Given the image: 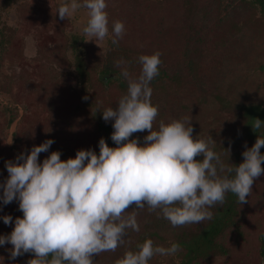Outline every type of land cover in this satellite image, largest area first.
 Listing matches in <instances>:
<instances>
[{
    "label": "rangeland",
    "instance_id": "374dc122",
    "mask_svg": "<svg viewBox=\"0 0 264 264\" xmlns=\"http://www.w3.org/2000/svg\"><path fill=\"white\" fill-rule=\"evenodd\" d=\"M63 3L71 0H14L10 4L0 0V184L9 175L6 161H15L21 152L29 153L48 139L54 143L40 153L41 163L53 151H59L62 160L74 158L80 149L91 148L99 154V140L108 139L102 126L113 124L102 119V111L115 108L127 93L128 81L122 71L127 69L131 78H138L142 67L138 58L155 52L162 53L159 69L163 75L150 83L151 102L159 106L154 129L160 121L191 119L196 139L214 140L210 148H218L226 165H236L246 147L250 148L239 138L247 107L264 106V15L258 4L106 0L109 37L85 41L89 37L82 29L89 19L88 10L80 8L62 20L57 8ZM115 21H122L126 29L118 45L111 41ZM3 32L9 35L8 41ZM74 45L82 47L83 77L76 66ZM107 67L112 70L105 74ZM147 134L145 130L131 138L143 144ZM5 215L12 216L11 224H4ZM22 216L18 200L0 204V235H9L15 218ZM160 218L164 222L160 236L152 241L166 248L189 239L192 232L199 233L207 221L173 227ZM235 220L236 225L216 239L225 252L210 250L191 264H264V175L255 181L248 202L239 203ZM137 221L141 233H148L147 216L139 213ZM136 235L129 229L125 242L114 252L94 257V264H116L140 241ZM179 245L174 256L158 255L149 264H182L186 249ZM12 247L10 243L0 246V264H28L34 258L29 252L10 259Z\"/></svg>",
    "mask_w": 264,
    "mask_h": 264
},
{
    "label": "clouds",
    "instance_id": "9594fccd",
    "mask_svg": "<svg viewBox=\"0 0 264 264\" xmlns=\"http://www.w3.org/2000/svg\"><path fill=\"white\" fill-rule=\"evenodd\" d=\"M80 8L88 10L89 19L82 29L89 37L85 41L109 37L106 0H71L57 12L63 20ZM125 30L122 21L113 23L112 44L118 45ZM161 55H141L138 78H131L127 69L122 71L128 81L127 93L115 108L102 111L105 122L113 121L115 147L102 137L99 154L91 148L80 149L74 158L62 160L61 153L53 151L41 163L40 153L54 143L48 139L29 153L21 152L15 161L5 162L9 175L0 184V204L18 200L23 213L15 218L9 235H0V246H13L10 259L31 252L34 258L28 264H94V257L102 252L116 251L129 229L140 230L139 212L130 209H159L176 227L211 220V209L222 206L227 193L235 194L242 205L248 202L255 181L264 175V136L246 147L243 162L233 167L210 148L214 140L193 138L191 119L160 121L154 129L159 106L151 102L150 83L159 75ZM251 125L255 131L264 121L256 118ZM145 130L143 144L131 138ZM201 155L203 159L197 160ZM12 221L11 215L3 216L4 224ZM138 249L127 251L116 264H149L158 255L174 256L180 245L154 246L146 239Z\"/></svg>",
    "mask_w": 264,
    "mask_h": 264
},
{
    "label": "trees",
    "instance_id": "16d2710c",
    "mask_svg": "<svg viewBox=\"0 0 264 264\" xmlns=\"http://www.w3.org/2000/svg\"><path fill=\"white\" fill-rule=\"evenodd\" d=\"M14 0H6L7 4L12 3ZM242 1H249L253 4H258L261 7L262 15H264V0H242ZM4 29H8V26H3ZM5 38L7 41L9 40L8 36L5 35L3 32ZM82 38V37H81ZM75 49V55L77 60V69L80 72L81 77L85 75L86 71V63L81 55V49L82 47H78V45H74ZM80 51V52H79ZM264 68V65H262ZM112 69L110 67H107L105 69V74H107ZM159 69V75L152 80L153 83L158 81L162 78V72ZM124 83V82H123ZM247 121L242 129V133L240 134L239 138L243 141L245 139V142L249 143L250 147L255 143L258 136H264V126H262L260 129H257L253 131L252 125L256 118H259L260 120L264 121V106L263 105H251L247 107ZM103 129L108 134V139L106 142L110 147H115V143L111 140V134L113 133L114 129L112 127V123L110 124H103ZM193 138H198V133L193 130ZM218 148L216 146H212V150L216 152ZM261 153L264 154V147L261 148ZM197 160H202L203 156L196 157ZM244 157L238 158L236 165H239L241 162H243ZM234 167V166H233ZM234 175V173H233ZM238 198L235 196V194L227 193L226 194V200L225 203L222 206H217L213 208L212 212L214 213L213 218L211 220H207L205 224H202L199 229V233L192 232L191 237L189 239H181L178 244H182L185 251V258L182 260V264H191L195 259L201 256H205L210 250L216 249L217 253L225 252V249L222 248L217 242V237L222 234L228 227L235 226L236 220L235 216L237 215L238 211ZM138 211L142 216H147L148 224L150 225L148 233L144 232L141 233V230L137 232L136 237L139 238L138 243H134L129 247L128 245V251H138V245L142 244L146 239L154 240V237H159V229L163 225L164 222H160L161 214L160 210L157 209L155 212H150L147 206L143 210H136ZM162 221V220H161ZM150 232V233H149ZM261 241H262V249L261 252L264 255V233L261 235ZM130 244V242H129ZM125 246H123L124 248ZM105 252H102L98 256H104ZM50 258V257H49Z\"/></svg>",
    "mask_w": 264,
    "mask_h": 264
}]
</instances>
